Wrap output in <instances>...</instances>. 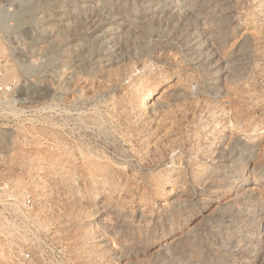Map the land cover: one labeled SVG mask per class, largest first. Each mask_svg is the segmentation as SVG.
Wrapping results in <instances>:
<instances>
[{"label":"rangeland","instance_id":"obj_1","mask_svg":"<svg viewBox=\"0 0 264 264\" xmlns=\"http://www.w3.org/2000/svg\"><path fill=\"white\" fill-rule=\"evenodd\" d=\"M3 66L0 264H264V0H0Z\"/></svg>","mask_w":264,"mask_h":264},{"label":"built area","instance_id":"obj_2","mask_svg":"<svg viewBox=\"0 0 264 264\" xmlns=\"http://www.w3.org/2000/svg\"><path fill=\"white\" fill-rule=\"evenodd\" d=\"M15 84L5 77L0 67V95L12 96ZM33 201L26 191L17 192L9 181H0V246H7L9 253L14 254L13 236L16 231V221L26 219L32 214ZM21 264H32L33 255L30 251H22L14 255Z\"/></svg>","mask_w":264,"mask_h":264},{"label":"bare ground","instance_id":"obj_3","mask_svg":"<svg viewBox=\"0 0 264 264\" xmlns=\"http://www.w3.org/2000/svg\"><path fill=\"white\" fill-rule=\"evenodd\" d=\"M11 71H12V69H7V68H4V66H3V72H4L5 77L10 76L12 74ZM151 95H152V92H149L148 95L144 98L145 99V101H144L145 103H146L147 100H149Z\"/></svg>","mask_w":264,"mask_h":264}]
</instances>
